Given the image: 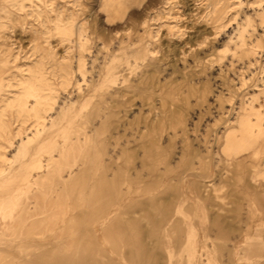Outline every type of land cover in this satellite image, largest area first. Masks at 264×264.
I'll list each match as a JSON object with an SVG mask.
<instances>
[{"label": "bare ground", "instance_id": "6f19581e", "mask_svg": "<svg viewBox=\"0 0 264 264\" xmlns=\"http://www.w3.org/2000/svg\"><path fill=\"white\" fill-rule=\"evenodd\" d=\"M0 264H264V0H0Z\"/></svg>", "mask_w": 264, "mask_h": 264}, {"label": "rangeland", "instance_id": "374dc122", "mask_svg": "<svg viewBox=\"0 0 264 264\" xmlns=\"http://www.w3.org/2000/svg\"><path fill=\"white\" fill-rule=\"evenodd\" d=\"M20 36V37H19ZM120 34H116L115 37H119ZM16 37L18 38H22V51H23V55H26V53L28 52V33H24L23 35H19L18 33L14 34V38L16 39ZM25 39V41H24Z\"/></svg>", "mask_w": 264, "mask_h": 264}]
</instances>
